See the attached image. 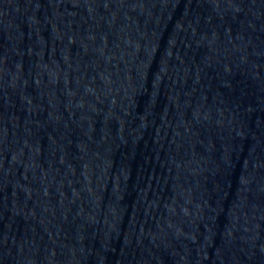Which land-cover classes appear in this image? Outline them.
Segmentation results:
<instances>
[{
  "label": "water",
  "instance_id": "95a60500",
  "mask_svg": "<svg viewBox=\"0 0 264 264\" xmlns=\"http://www.w3.org/2000/svg\"><path fill=\"white\" fill-rule=\"evenodd\" d=\"M0 264H264V0H0Z\"/></svg>",
  "mask_w": 264,
  "mask_h": 264
}]
</instances>
